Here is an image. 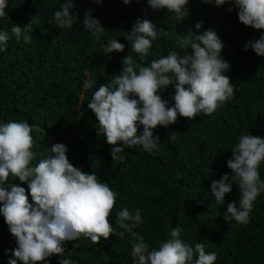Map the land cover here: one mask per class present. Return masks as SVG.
I'll return each mask as SVG.
<instances>
[{
    "label": "trees",
    "instance_id": "trees-1",
    "mask_svg": "<svg viewBox=\"0 0 264 264\" xmlns=\"http://www.w3.org/2000/svg\"><path fill=\"white\" fill-rule=\"evenodd\" d=\"M63 2L9 0L8 14L0 17V28L10 30L11 24L24 26L39 16L29 41L12 38L0 53V120L29 122L34 162L46 155L47 147L63 143L73 166L95 172L117 193L108 217L117 235L95 243L84 236L79 241H66L61 258L70 259L71 264H131L129 235H119L123 230L115 218L120 209L128 207L130 211L141 210L142 222L133 230L143 236L149 248L179 225L181 238L187 243L194 246L203 242L206 251L216 252L215 264H264V193L254 201L248 222L237 223L227 222L223 213L227 202L239 198L238 185L233 184L223 205L216 203L210 191L212 180L231 173L226 162L238 136L248 132L264 135V57L244 49V44L258 38L264 29L244 25L235 8L228 10V3L215 6L203 0H189L188 15L180 21L167 9L153 10L147 0H131L127 5L123 0H102L99 4L96 0H73L75 7L70 12L77 20L71 28L60 29L50 21ZM86 10H93L92 15L104 27L102 33L84 30ZM138 17L169 33L153 42L144 64L170 50L178 51L176 33L192 30L198 35L215 29L224 44L222 56L231 65L226 75L234 95L211 115L191 119L178 115L175 123L158 125L153 130L160 138L155 155L126 148L124 159L113 161V145L98 135V121L87 102L99 84L120 73L124 57L130 54L140 63L126 38ZM199 21L203 23L197 30L194 24ZM109 38L124 44V50L105 55L102 45ZM85 80H91L93 87L85 90ZM173 93L169 86L160 95L171 104ZM259 173L264 179V162ZM8 182L25 187L28 193L26 182L11 176ZM74 244L78 246L73 248ZM15 247L16 239L0 216V264H8L11 252L6 250ZM46 259L48 264H60L57 254Z\"/></svg>",
    "mask_w": 264,
    "mask_h": 264
},
{
    "label": "clouds",
    "instance_id": "clouds-1",
    "mask_svg": "<svg viewBox=\"0 0 264 264\" xmlns=\"http://www.w3.org/2000/svg\"><path fill=\"white\" fill-rule=\"evenodd\" d=\"M102 0H96L101 3ZM223 6L228 3L237 10L244 25L264 29V0H203ZM125 5L131 0H123ZM189 0H147L153 10L167 9L178 21L188 15ZM9 0H0V17L6 16ZM73 0H64L52 14V21L60 29L71 28L77 20L70 12ZM86 10L83 18L84 30L94 35L102 33L104 27L99 19ZM39 20L34 16L24 26L11 24L10 30L0 28V53L5 52L12 38L25 42L31 36V27ZM202 21L194 28L199 30ZM163 28L157 27L147 18H137L127 32L131 52L138 54L140 63L132 55L122 59L120 73L113 75L104 84H99L87 102V108L95 114L99 136L113 147L112 160L124 159L127 149L139 148L156 154L160 138L153 134L159 126L175 123L178 115L189 119L197 115H211L234 95L233 85L226 75L231 65L222 56L223 41L215 29L208 28L200 34L192 30L175 34L177 50H170L144 64L145 57L154 41L168 36ZM108 55L123 51L125 45L109 38L102 45ZM191 49V51H189ZM264 57V32L244 44ZM83 88L93 87L91 80L83 82ZM169 86L174 89L169 104L160 95ZM142 126V129L138 131ZM32 126L26 120H0V216H3L9 232L16 239V247L10 251L8 264H37L57 254L60 264H71L70 259L61 258L66 241H79L81 236L97 242L107 239L117 230L109 222L115 193L106 180L95 172H85L69 161L68 147L54 143L47 147L46 155L35 161ZM175 133L171 134L174 135ZM231 156L226 165L231 173L212 180L211 194L218 205L225 204V195L238 185L239 198L227 202L223 218L227 221L247 223L256 198L264 193V179L259 168L264 162V135L241 134L231 146ZM27 183L28 193L23 186L9 183V177ZM29 195L31 202H29ZM119 229L129 235L131 241V264H215V251H206L203 242L194 246L181 238L182 228L172 227L166 239L149 248L139 232L134 231L141 222V210L128 207L116 213ZM78 246L74 244L73 248ZM195 256V259L193 257Z\"/></svg>",
    "mask_w": 264,
    "mask_h": 264
}]
</instances>
